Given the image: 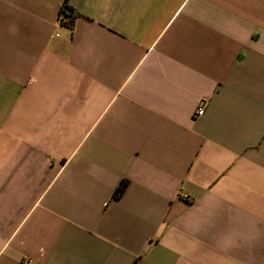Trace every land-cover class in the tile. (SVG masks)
I'll return each instance as SVG.
<instances>
[{
	"label": "crops",
	"instance_id": "0c3cea01",
	"mask_svg": "<svg viewBox=\"0 0 264 264\" xmlns=\"http://www.w3.org/2000/svg\"><path fill=\"white\" fill-rule=\"evenodd\" d=\"M0 264H264V0H0Z\"/></svg>",
	"mask_w": 264,
	"mask_h": 264
},
{
	"label": "trees",
	"instance_id": "16d2710c",
	"mask_svg": "<svg viewBox=\"0 0 264 264\" xmlns=\"http://www.w3.org/2000/svg\"><path fill=\"white\" fill-rule=\"evenodd\" d=\"M59 13L62 14L63 16L61 25L67 27H70L72 25L75 16H77V13L70 6H68L65 1L61 5ZM126 186H127V181L125 179H122L116 186L112 194V197L113 198L120 197L123 191L125 190Z\"/></svg>",
	"mask_w": 264,
	"mask_h": 264
},
{
	"label": "built area",
	"instance_id": "2783aa9c",
	"mask_svg": "<svg viewBox=\"0 0 264 264\" xmlns=\"http://www.w3.org/2000/svg\"><path fill=\"white\" fill-rule=\"evenodd\" d=\"M62 18H63L62 14L59 13L58 16H57V23H58L59 25H61ZM202 113H203V105H202L201 102H200V103L197 105L194 114H195L196 116H199V115H201ZM183 197H184L185 199L187 198L186 195H183Z\"/></svg>",
	"mask_w": 264,
	"mask_h": 264
}]
</instances>
